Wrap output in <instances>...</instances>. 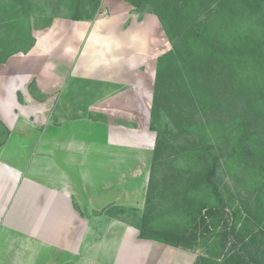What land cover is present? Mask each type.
Masks as SVG:
<instances>
[{
	"label": "crops",
	"instance_id": "crops-1",
	"mask_svg": "<svg viewBox=\"0 0 264 264\" xmlns=\"http://www.w3.org/2000/svg\"><path fill=\"white\" fill-rule=\"evenodd\" d=\"M33 33L29 50L0 64V264L182 259L108 212L145 202L150 174L129 164L144 163L155 144L143 119L161 44L157 17L101 0L93 19L54 17Z\"/></svg>",
	"mask_w": 264,
	"mask_h": 264
},
{
	"label": "trees",
	"instance_id": "trees-1",
	"mask_svg": "<svg viewBox=\"0 0 264 264\" xmlns=\"http://www.w3.org/2000/svg\"><path fill=\"white\" fill-rule=\"evenodd\" d=\"M125 1L136 11L155 14L171 43L170 50L157 59L150 124L157 131L154 152L162 142L167 141L170 146L154 124L169 115L168 126L170 123L172 131L176 127L194 140V152L199 151V160L204 159L205 153L212 154L200 145L205 140L207 124L234 131L235 151L242 161L249 164L255 157L259 158L263 160L259 169H264V14L256 15L260 8L264 9V0ZM100 5L101 0H76L74 12L52 13L46 25L53 15L73 20L93 19ZM44 11H47L44 2L0 0V64L13 53L26 52L32 47L35 38L30 17ZM174 106L180 108L176 114H173ZM179 132L177 135L182 136ZM191 164L198 166L196 161ZM214 166L206 171H201L204 166L197 170L199 174L204 172L202 178L208 184L212 183ZM222 208L221 204L209 205L205 213H198L201 222ZM131 211L136 209L114 206L108 212H121L130 220ZM145 219L143 214L141 224H133L140 238L175 247H191L197 241L194 234L187 243L186 234L173 230L149 234L148 225H143ZM260 233L264 235V230H258L257 234ZM219 236L223 248L230 242L220 264H264V248L255 245L256 234L244 233L234 223Z\"/></svg>",
	"mask_w": 264,
	"mask_h": 264
},
{
	"label": "rangeland",
	"instance_id": "rangeland-1",
	"mask_svg": "<svg viewBox=\"0 0 264 264\" xmlns=\"http://www.w3.org/2000/svg\"><path fill=\"white\" fill-rule=\"evenodd\" d=\"M33 1L36 3L44 2L47 11L42 12L41 15L30 17L32 35H34V31L42 30L47 26L46 23L50 20L52 13L63 15L75 11L73 5L76 0ZM260 9L256 15L264 14V9ZM99 12L100 7L97 14ZM157 21L161 44L156 50L158 56L154 62L153 84L148 87V92L151 95L150 105H152L154 95L157 59L171 48V43L158 18ZM34 88L35 84H31V91H34ZM172 110L173 114H176L180 108L174 106ZM169 117L167 115L163 120L159 118L154 124L157 129H160V135H163L169 141L170 146L167 141L162 142L160 149L156 153L153 149L147 155L148 157L144 163L129 164L130 172H133L135 168H142V172L147 175L150 174V178L146 181L144 204L139 205L136 212L131 211L130 220L128 216L121 212H116L114 216L126 218L129 220V224L135 228L133 224L137 222L141 224L143 214L146 215L143 225H148L146 231L149 234H157L159 231H161V234L165 230L179 231L186 234L187 243L190 242L194 234L197 236V241L193 246H179L176 249L169 250L170 252L179 253L182 259L171 260L172 258L165 259L162 257L160 260L158 258L157 261L161 263L220 264L219 262L224 256L222 253L228 251L230 242L223 248L219 234L224 228H229L234 223L244 233L249 232L251 236L256 234L255 245L259 248L262 245L264 248V235L257 234L258 230H264V169H259L260 164L263 165L261 162L263 160L255 157L249 164L242 161L241 155H238L235 151V132L224 131L222 127L215 128L207 124H205L207 134L205 133V140L200 145L208 148L212 154L208 156V153H205L204 159L199 160L197 158L199 151L194 152V140L186 136L185 133H180L179 129H175V126L172 131L173 126L170 123L168 126ZM151 119L150 108L149 113L143 120L146 127L153 131L156 138V129L150 127ZM4 132L5 127L0 121V139L4 136ZM178 132L182 136H178ZM173 136L175 137L173 138ZM195 161L198 166L191 164ZM153 163L156 164L155 169L152 171ZM213 164L215 165V172L211 177L212 183L208 184L202 178L204 172L199 174L197 170L204 166L201 171H206ZM193 168L196 169L187 170ZM130 182L132 183V181ZM218 204H221L223 208L220 211L215 210L213 216L207 215L206 220L201 222L198 213H205V209L209 205ZM203 205H207V207L203 208ZM234 212H237L236 217ZM114 230H117L116 227ZM105 231L104 227L98 230L99 240ZM146 246L144 244V249L139 250L141 254L148 252Z\"/></svg>",
	"mask_w": 264,
	"mask_h": 264
}]
</instances>
